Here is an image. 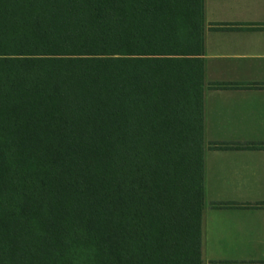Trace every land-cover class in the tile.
I'll use <instances>...</instances> for the list:
<instances>
[{
	"label": "trees",
	"instance_id": "1",
	"mask_svg": "<svg viewBox=\"0 0 264 264\" xmlns=\"http://www.w3.org/2000/svg\"><path fill=\"white\" fill-rule=\"evenodd\" d=\"M202 0H0V264H202Z\"/></svg>",
	"mask_w": 264,
	"mask_h": 264
},
{
	"label": "crops",
	"instance_id": "2",
	"mask_svg": "<svg viewBox=\"0 0 264 264\" xmlns=\"http://www.w3.org/2000/svg\"><path fill=\"white\" fill-rule=\"evenodd\" d=\"M202 264H264V0H202Z\"/></svg>",
	"mask_w": 264,
	"mask_h": 264
}]
</instances>
